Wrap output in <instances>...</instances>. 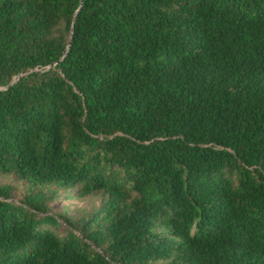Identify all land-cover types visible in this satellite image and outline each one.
<instances>
[{
    "label": "trees",
    "instance_id": "trees-1",
    "mask_svg": "<svg viewBox=\"0 0 264 264\" xmlns=\"http://www.w3.org/2000/svg\"><path fill=\"white\" fill-rule=\"evenodd\" d=\"M1 178L0 264H264V0H0Z\"/></svg>",
    "mask_w": 264,
    "mask_h": 264
},
{
    "label": "rangeland",
    "instance_id": "rangeland-1",
    "mask_svg": "<svg viewBox=\"0 0 264 264\" xmlns=\"http://www.w3.org/2000/svg\"><path fill=\"white\" fill-rule=\"evenodd\" d=\"M10 183L9 178H1L0 184ZM16 190L10 200L15 203H18L19 198L27 192L26 184H18ZM97 195H91L87 198H55L47 202L48 213L54 216L57 219V225L54 227L57 233L63 235L65 233L66 224L62 220L63 217L79 220L84 218L86 215L91 213L94 208L97 206ZM159 264V262H156Z\"/></svg>",
    "mask_w": 264,
    "mask_h": 264
}]
</instances>
